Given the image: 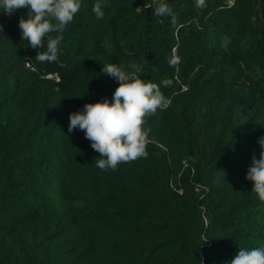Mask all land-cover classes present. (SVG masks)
<instances>
[{
	"label": "trees",
	"instance_id": "obj_1",
	"mask_svg": "<svg viewBox=\"0 0 264 264\" xmlns=\"http://www.w3.org/2000/svg\"><path fill=\"white\" fill-rule=\"evenodd\" d=\"M95 2L54 62L21 40L26 9L0 10V264H230L264 248L245 178L264 137V0H102V19ZM130 61L170 104L146 118L147 156L103 171L69 115L111 101L101 67Z\"/></svg>",
	"mask_w": 264,
	"mask_h": 264
},
{
	"label": "clouds",
	"instance_id": "obj_2",
	"mask_svg": "<svg viewBox=\"0 0 264 264\" xmlns=\"http://www.w3.org/2000/svg\"><path fill=\"white\" fill-rule=\"evenodd\" d=\"M204 4L205 0H196L197 7ZM81 6L82 0H0V10L5 13L26 9V18L22 16L18 23L21 40L27 41L29 47L35 50L45 49L36 56L40 62L57 60L62 33ZM104 6L102 0L93 4L92 11L98 19L103 18ZM155 14L171 16L172 23H176L175 14L166 3H159ZM50 33L57 35L53 37ZM170 63L175 64L176 60L172 59ZM127 67L132 71L126 70L123 65L105 63L101 72L118 82L111 101L105 98L96 103H86L82 110L69 115L68 132L74 129L83 131L91 148L99 153L95 165L103 171L115 170L122 163L146 157L150 143V129L145 128L146 118L155 114L158 108H166L170 104L160 85L140 78L142 69L135 62L130 61ZM48 75L58 78L56 74ZM170 83L168 80L161 81L164 87ZM257 142L261 149L259 159L252 157L245 178L253 184L251 191L264 202V137ZM230 264H264V248H240Z\"/></svg>",
	"mask_w": 264,
	"mask_h": 264
},
{
	"label": "built area",
	"instance_id": "obj_3",
	"mask_svg": "<svg viewBox=\"0 0 264 264\" xmlns=\"http://www.w3.org/2000/svg\"><path fill=\"white\" fill-rule=\"evenodd\" d=\"M229 3H231V2H229ZM46 77L49 78V79H53V80H55V81L58 80V78H57L55 75H48V76H46Z\"/></svg>",
	"mask_w": 264,
	"mask_h": 264
}]
</instances>
